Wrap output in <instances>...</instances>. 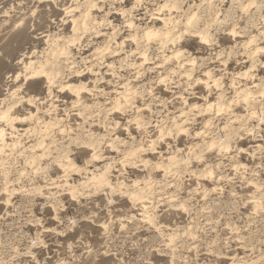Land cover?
<instances>
[{
    "label": "rangeland",
    "instance_id": "rangeland-1",
    "mask_svg": "<svg viewBox=\"0 0 264 264\" xmlns=\"http://www.w3.org/2000/svg\"><path fill=\"white\" fill-rule=\"evenodd\" d=\"M0 264H264V0H0Z\"/></svg>",
    "mask_w": 264,
    "mask_h": 264
},
{
    "label": "bare ground",
    "instance_id": "bare-ground-1",
    "mask_svg": "<svg viewBox=\"0 0 264 264\" xmlns=\"http://www.w3.org/2000/svg\"><path fill=\"white\" fill-rule=\"evenodd\" d=\"M83 27V26H82ZM151 33V32H150ZM156 36V35H155ZM148 37H150L149 35H148ZM152 37V36H151ZM59 50V49H58ZM54 69H51V70H46L45 69V66H43V64H42V66L40 67V70H37V71H35L34 72V74H33V76H40V75H42V77H43V75H45V76H47L48 77V81H49V84H53L54 83V78H55V76H56V74H57V72L56 71H53ZM44 76V77H45ZM77 93V92H76ZM3 138V137H2ZM2 141H4V139L2 140ZM43 143V141L39 144V145H41ZM42 149H43V147H42Z\"/></svg>",
    "mask_w": 264,
    "mask_h": 264
}]
</instances>
